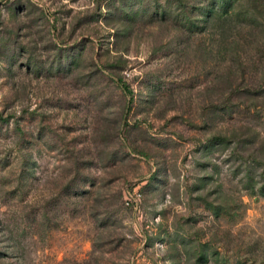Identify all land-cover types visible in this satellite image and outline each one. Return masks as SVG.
<instances>
[{"label": "rangeland", "instance_id": "374dc122", "mask_svg": "<svg viewBox=\"0 0 264 264\" xmlns=\"http://www.w3.org/2000/svg\"><path fill=\"white\" fill-rule=\"evenodd\" d=\"M0 264H264V0H0Z\"/></svg>", "mask_w": 264, "mask_h": 264}, {"label": "trees", "instance_id": "16d2710c", "mask_svg": "<svg viewBox=\"0 0 264 264\" xmlns=\"http://www.w3.org/2000/svg\"><path fill=\"white\" fill-rule=\"evenodd\" d=\"M222 1H225V0H222ZM227 1L231 2V0H227ZM226 3H227V2H226ZM227 4H228V3H227ZM227 4H226V7H225V4L222 6V8L224 7V9H223L224 11L227 10V9H226L227 6H228ZM217 140H219V141H221V142L223 141L220 137H219Z\"/></svg>", "mask_w": 264, "mask_h": 264}]
</instances>
